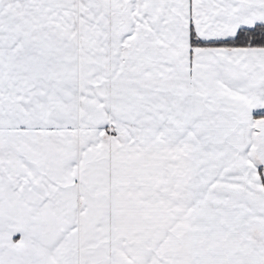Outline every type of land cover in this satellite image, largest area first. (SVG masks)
Listing matches in <instances>:
<instances>
[{
    "label": "snow or ice",
    "instance_id": "6c2138e0",
    "mask_svg": "<svg viewBox=\"0 0 264 264\" xmlns=\"http://www.w3.org/2000/svg\"><path fill=\"white\" fill-rule=\"evenodd\" d=\"M0 264H264V0H0Z\"/></svg>",
    "mask_w": 264,
    "mask_h": 264
}]
</instances>
